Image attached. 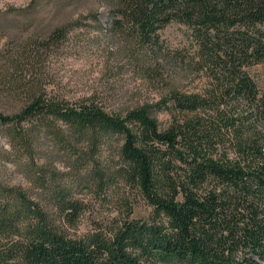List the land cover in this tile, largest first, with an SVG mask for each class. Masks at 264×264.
<instances>
[{
    "label": "trees",
    "instance_id": "trees-1",
    "mask_svg": "<svg viewBox=\"0 0 264 264\" xmlns=\"http://www.w3.org/2000/svg\"><path fill=\"white\" fill-rule=\"evenodd\" d=\"M109 31L142 48L160 47V33L185 26L191 49L174 58L206 80L196 92L172 89L160 104L118 114L92 98L71 102L40 89L3 125L45 129L66 151L95 150L122 137L119 173L152 212L126 221L116 234H67L25 193L0 200V264H264V0H101ZM57 29L35 44L59 45ZM60 222L75 224L77 202L58 198ZM58 220V219H57ZM59 221V220H58Z\"/></svg>",
    "mask_w": 264,
    "mask_h": 264
},
{
    "label": "rangeland",
    "instance_id": "rangeland-1",
    "mask_svg": "<svg viewBox=\"0 0 264 264\" xmlns=\"http://www.w3.org/2000/svg\"><path fill=\"white\" fill-rule=\"evenodd\" d=\"M108 19L101 0H0V114L14 116L30 103V90L43 89L71 102L92 98L118 114L148 107L165 127L170 115L159 106L169 92H196L206 82L173 56L192 50L188 29L171 24L160 47L147 49L111 33ZM57 29H66V38L38 52L35 44ZM252 74L264 82V66ZM23 127L29 150L14 126L0 122V200L5 190L23 192L78 238L116 234L126 221L149 218L152 209L119 173L122 137L95 150L81 144L74 154L45 129ZM61 196L82 206L73 225L60 222L54 206Z\"/></svg>",
    "mask_w": 264,
    "mask_h": 264
}]
</instances>
